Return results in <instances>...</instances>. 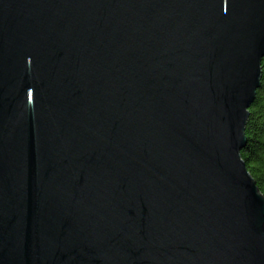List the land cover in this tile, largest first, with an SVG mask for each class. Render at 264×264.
Wrapping results in <instances>:
<instances>
[{
  "label": "water",
  "instance_id": "water-1",
  "mask_svg": "<svg viewBox=\"0 0 264 264\" xmlns=\"http://www.w3.org/2000/svg\"><path fill=\"white\" fill-rule=\"evenodd\" d=\"M263 58L264 0H0V264H264Z\"/></svg>",
  "mask_w": 264,
  "mask_h": 264
},
{
  "label": "trees",
  "instance_id": "trees-1",
  "mask_svg": "<svg viewBox=\"0 0 264 264\" xmlns=\"http://www.w3.org/2000/svg\"><path fill=\"white\" fill-rule=\"evenodd\" d=\"M262 66V81L250 107V118L246 128L248 141L242 149V156L264 193V58Z\"/></svg>",
  "mask_w": 264,
  "mask_h": 264
}]
</instances>
